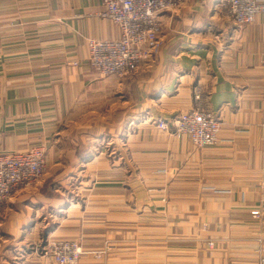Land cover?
Here are the masks:
<instances>
[{
	"label": "crops",
	"instance_id": "1",
	"mask_svg": "<svg viewBox=\"0 0 264 264\" xmlns=\"http://www.w3.org/2000/svg\"><path fill=\"white\" fill-rule=\"evenodd\" d=\"M103 10L102 0H0V151L44 144L62 180L4 210L0 264L40 237L77 235L89 248L108 242V264L255 263L264 255V13L238 28L220 0H179L160 16L149 68L101 78L88 41L121 36ZM201 105L222 125L207 149L174 133L179 112Z\"/></svg>",
	"mask_w": 264,
	"mask_h": 264
},
{
	"label": "built area",
	"instance_id": "2",
	"mask_svg": "<svg viewBox=\"0 0 264 264\" xmlns=\"http://www.w3.org/2000/svg\"><path fill=\"white\" fill-rule=\"evenodd\" d=\"M104 10L101 15L112 21L121 31V36L113 40L88 41L89 65L99 77H124L137 71L152 58L160 47L161 22L164 11L178 6L179 0H102ZM226 15L242 28L255 22L264 13V2L260 0H220ZM74 64H77L75 62ZM195 99L203 100L200 90ZM157 127L169 131L168 122L158 119ZM220 116L201 106L181 111L175 121V135L185 137L198 149L216 146L221 133ZM47 149L37 144L24 151H0V211L22 191H31L41 184L48 172ZM262 208L252 209L249 217L259 219ZM214 248V242L207 243ZM45 254H51L60 264H77L86 253H104L103 250L87 252L80 241H48ZM264 264V255L255 263Z\"/></svg>",
	"mask_w": 264,
	"mask_h": 264
},
{
	"label": "rangeland",
	"instance_id": "3",
	"mask_svg": "<svg viewBox=\"0 0 264 264\" xmlns=\"http://www.w3.org/2000/svg\"><path fill=\"white\" fill-rule=\"evenodd\" d=\"M161 34V32H160ZM160 37V36H159ZM162 47V40H161V44L160 47L156 50V52L153 54L152 58H150L147 62H145L137 71L132 72L124 77H129V76H133V75H139V73L143 70H147L151 64V61L153 59L156 58L157 53L160 51ZM180 113V112H179ZM51 166V164H50ZM56 174H53L52 172H50V167L48 168V172L45 175V177L43 178L42 182L40 185H38L37 188H35V192L36 194L40 193L41 189L45 190L47 189V187L49 186L50 183H53L55 180L58 181L59 183L62 182V180L59 181V176H55ZM57 183V184H59ZM60 187L62 186L61 184H59ZM68 186V185H67ZM50 188V187H49ZM68 188H71V185L68 186ZM62 191V189H60ZM69 190V189H66ZM72 190V188L70 189ZM33 191V190H31ZM26 191H22L20 192L18 195H16L14 197V199L12 200V202H14V200H16L17 198H19L22 194H24ZM47 194V193H44ZM57 194H61L64 195L63 192H59ZM10 202V203H12ZM7 204L1 211H0V216L2 217L3 215H5L4 210L8 209L11 207L12 204ZM264 220V219H263ZM52 238V237H51ZM48 236L45 238H41L35 242H32L30 244H27L26 246L28 248H24V247H20V248H16V251L18 254L15 253H8L9 258H6V262H9L10 264H15L13 262H18V264H26V263H31V262H36V263H48V262H54L55 264H60V262H57L55 260V258L49 253V254H45V246L47 245L48 241H52L53 238L51 239ZM69 241H73V240H77L80 241L82 247L84 250H86L87 252H93V251H99L100 247H95V248H89L86 247L83 244V238L80 235L75 236L73 239H66ZM103 247V251L104 253L102 254H98V253H86L81 261L77 264H85V262H88V264H95V263H102L104 262L105 264H108V260H109V244L108 242H105V244L102 246ZM99 261V262H98Z\"/></svg>",
	"mask_w": 264,
	"mask_h": 264
}]
</instances>
